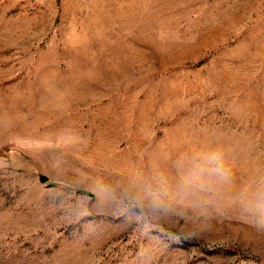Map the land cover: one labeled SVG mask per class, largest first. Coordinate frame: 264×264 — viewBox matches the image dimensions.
<instances>
[{
  "label": "rangeland",
  "instance_id": "obj_1",
  "mask_svg": "<svg viewBox=\"0 0 264 264\" xmlns=\"http://www.w3.org/2000/svg\"><path fill=\"white\" fill-rule=\"evenodd\" d=\"M0 264H264V0H0Z\"/></svg>",
  "mask_w": 264,
  "mask_h": 264
},
{
  "label": "clouds",
  "instance_id": "obj_2",
  "mask_svg": "<svg viewBox=\"0 0 264 264\" xmlns=\"http://www.w3.org/2000/svg\"><path fill=\"white\" fill-rule=\"evenodd\" d=\"M207 159H208V163L216 165V167H214L212 171L214 172L221 171L219 164H218V160H219L218 154H212ZM198 178H199L198 174L195 172L189 177V179L193 181L197 180ZM160 184H161V187L157 189H152L150 186L146 187L144 194H143L144 198L149 201L150 206L154 210H158L164 206V203L162 200V197L165 195V192L163 189V181H160Z\"/></svg>",
  "mask_w": 264,
  "mask_h": 264
}]
</instances>
